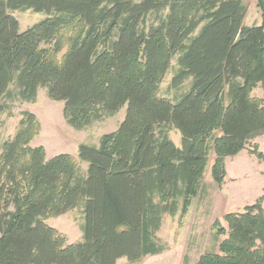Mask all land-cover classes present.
I'll use <instances>...</instances> for the list:
<instances>
[{
    "label": "trees",
    "instance_id": "trees-1",
    "mask_svg": "<svg viewBox=\"0 0 264 264\" xmlns=\"http://www.w3.org/2000/svg\"><path fill=\"white\" fill-rule=\"evenodd\" d=\"M258 7L261 24L245 25L244 0H0V264H135L162 253L163 218L188 211L211 153L221 186L227 158L264 134V0ZM21 9L48 16L21 31L11 13ZM176 55L172 87L192 81L173 101L160 88ZM41 88L76 129L125 105L127 115L99 145L49 158L32 145L35 113L22 112L10 138L1 132L12 103L35 102ZM250 153L264 160L258 144ZM81 206L83 240L70 244L47 220ZM224 220L218 251L197 264H264V194Z\"/></svg>",
    "mask_w": 264,
    "mask_h": 264
},
{
    "label": "rangeland",
    "instance_id": "rangeland-1",
    "mask_svg": "<svg viewBox=\"0 0 264 264\" xmlns=\"http://www.w3.org/2000/svg\"><path fill=\"white\" fill-rule=\"evenodd\" d=\"M244 2L248 7L244 21L245 25H260L262 16L258 7V0H244ZM11 13L18 19L21 31H25L48 16L45 12H35L32 9L14 10ZM166 13L167 11L165 13L149 14L147 27L158 24L159 18ZM200 28L195 34L199 33ZM178 58L179 55H176L172 59L171 66L160 88V95L173 101L179 99L189 89L192 81V79L187 80L180 88L172 87L175 71L179 68ZM254 94L262 96L263 91L257 88ZM64 106L65 103L63 101L52 100L45 88L39 90L38 98L35 102L18 100L13 102L12 115L6 112L1 116L3 121V126L1 127L3 139L6 140L15 134L22 118V112L31 111L36 114L41 124L40 132L32 141V145H43L49 158L60 153L78 156L81 144L99 145L104 134L116 131L124 121L128 109V105H125L114 116L96 121L85 128L76 129L66 121ZM169 134L175 144L181 147V132L176 128H171ZM257 141V138L253 139L247 149L241 152V157L235 159L233 157L227 158L226 166L233 167L237 174L240 172V180L232 182L231 178L234 176V172H231V176L227 177V174L225 182L221 186L214 181L212 176L215 154L211 153L201 190L197 196L192 198L188 211L182 214L180 210L175 216L165 215L163 218L161 229L157 233V239L165 247V250L160 254L148 255L135 264H197L203 253L218 251L219 242L225 236L217 237V229L214 226L216 220L219 219L227 227V223L224 220L226 213L242 211L245 206L255 203L259 198L258 191L253 193L250 190L254 183L259 185L258 177L248 180L250 183L247 184V188L250 191L246 193L249 197L246 199L237 197V195H241L238 192L242 191L245 182L242 179V171H238L236 164L246 162L250 163L251 166L253 165L251 160L253 154L250 153V150L254 145L258 144ZM254 159H257V156ZM81 163L83 171L87 172L88 163L84 161ZM254 163L256 165L253 166L258 170L257 162ZM47 223L64 233L70 244L83 240L84 212L82 206L58 217L49 218ZM117 264L131 263L127 258H122Z\"/></svg>",
    "mask_w": 264,
    "mask_h": 264
},
{
    "label": "crops",
    "instance_id": "crops-1",
    "mask_svg": "<svg viewBox=\"0 0 264 264\" xmlns=\"http://www.w3.org/2000/svg\"><path fill=\"white\" fill-rule=\"evenodd\" d=\"M257 139H258L257 143L259 144L260 150L262 152H264V134L257 137ZM239 157H241V152L238 155L234 156L233 159L239 158ZM254 157H256V156L253 155L251 160H252L253 165H256V163H254V162H257V165L259 166L258 170L255 168V166H253V165L251 166L250 163L239 162L238 164H236L238 167V171H242V179H244V182H245L244 187H242V191L238 192V194H241L240 196L237 195L238 198L246 199L247 197H249V195L246 192L249 193L250 190L253 191V193L258 191L259 192L258 197H260L264 194V160H259L258 157H257V159H254ZM261 167H263V168H261ZM227 171H228L227 177L231 176V172H234V176H232V178H231L232 182L240 180L239 179L240 178V172L238 174L235 173L236 170L233 167L231 168L230 166H228ZM255 177H258L259 185H256L254 183L250 187V190H249L247 188V184H249L250 181H248V180H253Z\"/></svg>",
    "mask_w": 264,
    "mask_h": 264
}]
</instances>
